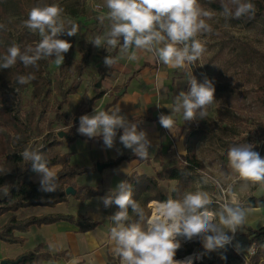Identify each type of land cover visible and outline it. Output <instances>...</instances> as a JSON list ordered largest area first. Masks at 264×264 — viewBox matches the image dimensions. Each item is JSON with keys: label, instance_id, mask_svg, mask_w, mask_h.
I'll return each mask as SVG.
<instances>
[{"label": "clouds", "instance_id": "9594fccd", "mask_svg": "<svg viewBox=\"0 0 264 264\" xmlns=\"http://www.w3.org/2000/svg\"><path fill=\"white\" fill-rule=\"evenodd\" d=\"M219 3L222 8L219 15L225 20L239 19L256 10L252 0H219ZM95 9H105L99 11L97 19L102 25L106 23V27L91 43L107 51L108 55L103 58L107 68L117 66L122 59L135 61L138 54L145 51L174 69L194 65L206 51L207 41L200 37L214 34L209 21L217 15L214 10L203 7L200 0H104L102 5H95ZM63 12L58 4L33 6L22 24L37 34L39 41L23 50L13 42L6 53L0 55V70L12 68L18 61L25 68L38 69L39 61L50 58L55 65H62L72 44L60 37L76 36L79 31L72 21H68L70 26L66 27ZM0 30H6L4 23H0ZM116 49H119L118 54L111 55ZM34 79L33 73L19 75L17 83L26 85ZM188 83L187 92L180 91L172 104L163 106L171 114L161 113L158 117L159 124L170 132L176 125L174 114H181L186 122L205 120L208 107L216 101L212 79L205 76L198 82L191 74ZM118 130H122L119 141L124 148L131 150L139 160L149 158L152 142L147 133L138 129V123L122 115L119 105L108 110L94 108L92 114L79 117L78 133L89 139L102 137L108 149L114 147ZM253 149V144L246 143L231 146L227 151L231 175L243 182L241 192L250 184L264 187V157ZM19 155L26 164L31 163V170L38 175L39 190L54 193L57 173L49 166L43 152L29 142ZM124 172L128 175L126 169ZM209 182L221 194L223 202L214 201L205 190L204 185ZM98 199L105 208L113 205L118 208L110 217L113 223L110 241L112 254L120 264H193V259L200 256L175 258L182 241H199L205 254L225 249L233 245L250 211L238 202L232 183L225 186L221 180L206 174L197 182L195 191H186L178 198L169 196L164 201H154L151 215L133 198V186L127 180L120 181ZM213 203L218 204L215 211L210 210ZM235 247L237 251L240 249L238 242ZM68 264H79V258H72Z\"/></svg>", "mask_w": 264, "mask_h": 264}, {"label": "rangeland", "instance_id": "374dc122", "mask_svg": "<svg viewBox=\"0 0 264 264\" xmlns=\"http://www.w3.org/2000/svg\"><path fill=\"white\" fill-rule=\"evenodd\" d=\"M103 2L104 0H0V23L6 25V30H0L1 47L7 44V35L23 47L35 45L39 41V36L22 24L27 18L28 11L37 4L60 5L64 9L62 16L66 21V27L70 26L67 22L72 21L79 28L76 36L69 37L64 34L60 37L72 44L71 49L65 54L62 65H55L51 58L41 60L35 81H30L22 88L11 87L7 90L14 96L12 97L14 110L17 111L20 122L30 118L28 136L29 142H32L35 148L41 149L53 142L62 143L65 136L72 135L69 125L79 120L82 115L78 110L72 113L67 107L68 96L72 90L75 91L84 83L87 88H93L97 92L105 89L103 83L111 74V68H107L103 63V58L108 53L91 43L95 36L103 34L106 27V23L102 25L97 19L99 11L105 9H95V5H102ZM200 3L203 7L212 9L209 0H200ZM215 12L217 15L209 21L215 30L214 34L200 37L207 41L204 54L196 64L177 69L180 72L186 69V75L189 76L193 75L192 71L202 79L207 76L214 84L233 91L232 94L225 93L215 97L216 101L208 107L207 117L214 126L210 134L195 146L196 156L204 170L196 172L191 191H195L197 182L204 174L221 180L225 186L232 183L234 188H240L243 182L232 176L227 166V151L231 146L250 143L254 145L253 150L264 157V106L257 98V88L264 75V24L260 21L230 24L218 11ZM118 51L119 49L112 50L110 54L115 56ZM181 84L179 91L187 85L185 78ZM6 126V122L0 120V155L5 149L6 143L2 133L6 131ZM184 128L189 131L197 127L193 121H184ZM60 133L63 134L62 138L58 136ZM59 152V146L47 150L49 155ZM167 162L169 161L158 159L159 169L161 170ZM86 180L85 177L81 178L82 182ZM13 185L14 182L3 188L2 194H6ZM69 186L76 188L77 184ZM172 186L167 181L158 182L160 191L166 195L170 194ZM204 188L210 192L214 201L223 202V197L211 182L204 185ZM66 198L72 204L78 205L74 195H66ZM244 198L245 195L240 196L238 202L246 204L247 200ZM151 204L152 202L147 206L149 215L152 213ZM217 207L218 204L213 203L210 210L215 211ZM117 210L115 206L113 214ZM9 216L11 214L0 216V227ZM23 217L20 215L18 219L21 220ZM244 234L245 229L242 226L236 233L233 245L226 247L242 256H249L254 248L248 247V239ZM237 242L240 245L238 251L235 247ZM181 249L201 256V259L193 264H208L214 260L211 253H206L204 258L198 253L204 250L197 240L182 241ZM221 250L214 252L218 254ZM228 264L244 263L238 258Z\"/></svg>", "mask_w": 264, "mask_h": 264}, {"label": "crops", "instance_id": "0c3cea01", "mask_svg": "<svg viewBox=\"0 0 264 264\" xmlns=\"http://www.w3.org/2000/svg\"><path fill=\"white\" fill-rule=\"evenodd\" d=\"M182 73L183 71L180 72L164 65L152 53L145 51L138 54V59L135 61L122 59L117 66L112 67L111 74L103 83V87H105L103 91L97 92L93 88H87L84 83L68 96V109L72 113L78 110L82 115L92 114L94 108L108 110L119 105L121 114L125 115L129 121L138 123V129L147 133L148 139L152 142L149 149L150 156L145 162L138 160L123 162L116 168L108 166L98 173L95 167L97 163L110 164L120 156H134L131 150L124 148L119 141L122 130L117 132L114 147L108 149L104 146L102 137L89 139L79 134L77 131L79 120L70 124L72 135H68L64 142H60L59 156H67L66 164L68 166H76L79 169L90 171V174L73 179L70 185L75 183L77 187L93 186L100 196L91 197L85 201L76 200L78 205L72 204L66 198L65 203H60L55 207L23 209L18 211L15 216L17 219L20 215L24 216L23 219H18L19 221L31 217L71 216L79 221L98 222L99 226L91 231L79 232L75 224L59 221L49 225L31 227L25 233L14 232V236L22 239L23 242L19 244L0 242V261L16 260L20 256L32 252L38 243H42L44 244L42 252L50 256L62 253L63 256L56 260L42 261L40 264H68L72 258H79V264H120L119 259L112 254L113 243L110 241V228L113 226L110 217L115 205L105 208L98 198L106 195L120 181H128L133 174L154 177L160 170L158 159L173 161L186 155L184 140L188 135V130L184 128L182 115L174 114L176 125L171 132L164 129L158 120L161 113L171 114L170 110L163 106L172 104L174 97L179 94L183 80ZM124 89V93L118 96V93ZM184 89L185 86L182 91ZM97 93H103V95L93 101L98 95ZM114 93L116 94L113 95ZM87 103L89 104L86 106ZM156 105L161 107L158 108ZM51 168L58 173L62 169V165ZM83 177L87 180L82 182L81 178ZM31 181L34 184L39 183L38 175L34 174ZM167 183L173 185L172 189L176 185L175 182ZM233 192L237 199L245 195L244 200H248L264 196V187L250 184L244 192H241L239 187H233ZM249 209L243 227L251 229L263 227L264 208Z\"/></svg>", "mask_w": 264, "mask_h": 264}, {"label": "trees", "instance_id": "16d2710c", "mask_svg": "<svg viewBox=\"0 0 264 264\" xmlns=\"http://www.w3.org/2000/svg\"><path fill=\"white\" fill-rule=\"evenodd\" d=\"M255 4V12L253 14L243 16L239 19L226 20L230 24H241L243 22L260 21L264 24V0H252ZM213 10L220 12L222 10L219 0H214L210 3ZM7 44L0 46V55L6 53L7 47L10 46L14 40L10 35L6 36ZM20 45V44H18ZM23 50V46H21ZM39 63V62H38ZM194 67V66H193ZM185 69L181 76L186 79L187 85L184 89L187 92L190 88L188 83L189 75H186ZM193 76L198 82L203 79L197 76L194 71ZM33 73L35 81L37 78L38 69L25 66L21 62L9 69L0 70V120L6 122V131L2 133L5 141L4 152L0 155V216L9 215L4 224L0 227V242L8 244H19L23 240L16 238L14 232L25 233L31 227H39L41 225H49L59 221H66L75 224L79 232H87L99 226L98 222H85L75 220L71 216H44L41 218L31 217L24 221H19L15 214L23 209L34 207H55L60 203H65L66 195L65 189L69 187L71 181L78 176L90 174L89 170L79 169L76 166H68L67 156H59V154H47V150L53 146H59L60 143H52L41 148L43 154L49 161V166L54 167L62 165V169L57 173V190L54 193H46L39 190V183L34 184L31 177L36 174L31 170V163L24 162L19 153L29 143L28 132L30 129V118H26L24 122L18 119L17 111L14 110L13 95L8 93V88H22L25 85L17 83L19 75H27ZM215 85V97L221 96L225 93L232 94V90ZM74 90H72V93ZM258 101L264 106V75L261 77L257 88ZM103 93L95 96L94 100L99 99ZM197 128H192L188 131L186 136L185 148L186 155L178 160L169 161L162 169L156 173L155 177H148L146 175L133 174L128 182L133 186V198L136 199L149 215L148 204L154 201H164L169 196L178 198L186 191H191L196 177L197 171H203L204 167L195 155V146L203 141L209 134L214 124L208 117L205 120L193 121ZM19 139H16V137ZM46 135L44 136V138ZM68 137V135H67ZM46 141V140H45ZM38 149V148H37ZM138 160L145 162L146 160H139L133 155L120 156L115 161L111 162L109 167L116 168L123 162H131ZM159 181L175 182L176 185L169 195L162 193L158 187ZM14 182V185L2 194L3 188ZM75 190L74 197L77 200L85 201L91 197L100 196V193L95 190L93 186H79L73 188ZM248 208H264V196L259 198H249L244 204ZM244 236L248 238V247H253L252 255L248 256V264H264V226L259 229H251L245 227ZM44 244L38 243L36 248L27 254L20 256L19 264H40L42 261L56 260L63 256L62 253L50 256L42 252ZM204 258L206 254L198 251ZM191 252L179 249L177 251L176 259H182ZM214 260L208 264H228L231 260L238 259V254L231 248L226 247L218 254L211 252ZM201 264V263H197Z\"/></svg>", "mask_w": 264, "mask_h": 264}, {"label": "water", "instance_id": "95a60500", "mask_svg": "<svg viewBox=\"0 0 264 264\" xmlns=\"http://www.w3.org/2000/svg\"><path fill=\"white\" fill-rule=\"evenodd\" d=\"M100 87V85L98 84L97 85V88H99ZM124 91H125V89L124 90H122L121 92H119L118 93V96H121L123 93H124ZM58 136L60 137V138H62L63 137V134H58ZM65 137H67V136H65ZM110 164H100V163H97L96 164V171L98 172V173H101L105 168H107L108 166H109ZM65 195H67V196H69V195H75V190L72 188V187H67L66 189H65ZM20 261H21V258H18V259H16V260H1L0 261V264H19L20 263Z\"/></svg>", "mask_w": 264, "mask_h": 264}, {"label": "built area", "instance_id": "2783aa9c", "mask_svg": "<svg viewBox=\"0 0 264 264\" xmlns=\"http://www.w3.org/2000/svg\"><path fill=\"white\" fill-rule=\"evenodd\" d=\"M237 253V252H236ZM238 254V256H239V258L242 260V262L244 263V264H248V256H242V255H240L239 253H237ZM253 254V252L252 253H250L249 255H252Z\"/></svg>", "mask_w": 264, "mask_h": 264}, {"label": "bare ground", "instance_id": "6f19581e", "mask_svg": "<svg viewBox=\"0 0 264 264\" xmlns=\"http://www.w3.org/2000/svg\"><path fill=\"white\" fill-rule=\"evenodd\" d=\"M153 204V203H152ZM151 204V205H152ZM152 208V207H151ZM189 256H193V257H195V256H200L199 254H197V255H194V254H191V255H188V256H186V257H189ZM186 257H184V258H186ZM184 258H182V259H184ZM201 259V256H200V258L199 259H193V262H195V261H199Z\"/></svg>", "mask_w": 264, "mask_h": 264}]
</instances>
